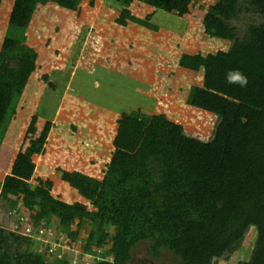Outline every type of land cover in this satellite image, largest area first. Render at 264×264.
Instances as JSON below:
<instances>
[{"label":"trees","instance_id":"trees-1","mask_svg":"<svg viewBox=\"0 0 264 264\" xmlns=\"http://www.w3.org/2000/svg\"><path fill=\"white\" fill-rule=\"evenodd\" d=\"M83 1H13L6 30L11 45L0 50V144L37 69V52L26 44L37 6L53 2L78 7ZM113 1L121 8L116 18L119 26L132 23L152 31L158 27L150 22L151 14L140 18L130 11L134 1L183 16L186 13L181 10L197 2ZM236 4V0L218 3L212 9L216 17L204 23L206 34L233 41V33L221 17L237 15ZM263 4L264 0L258 1L260 7ZM245 18L249 19L247 15ZM257 20L263 27L255 42L239 44L232 51L219 50L205 56L182 54L179 58L180 67L203 71V91L193 94L191 105L221 117L212 143L189 136L181 124L163 113L146 115L136 110L120 120L113 139L114 153L102 178L56 168L58 178L80 192L103 194L101 200L92 203L91 210H79L76 205L53 198V182L49 179H38L36 185H31L34 158L44 153L53 123L45 122L38 135L32 134L0 185L1 204L9 209L7 214L19 207L24 214H20L24 221L17 219L15 229L0 226V264L21 258L23 245L28 247L25 253L29 260L25 264H31V260L41 264L44 260L37 251V242L19 234L29 220L36 228L42 219L55 218L66 224L70 216L79 220L78 232L88 220L91 226L96 223L100 214L99 230L91 228L83 252L91 255L102 234V242L112 241V246L101 258L112 254L111 264H128L134 247L141 242L148 243L153 259L163 249L173 254L176 264H213L235 253L252 227L256 236L251 252L236 264H264V11ZM231 70L247 77L246 87L226 83ZM42 79L55 90L47 75ZM16 235H20L19 243ZM51 264L67 262L53 259Z\"/></svg>","mask_w":264,"mask_h":264},{"label":"rangeland","instance_id":"rangeland-1","mask_svg":"<svg viewBox=\"0 0 264 264\" xmlns=\"http://www.w3.org/2000/svg\"><path fill=\"white\" fill-rule=\"evenodd\" d=\"M13 1L1 2L0 50L11 45L6 40V30ZM89 1L84 0L78 7L53 2L37 6L26 33V44L38 55L37 69L0 144L1 185L30 136L38 135L45 122H52L44 153L34 158L36 168L30 183L34 186L38 179L51 180L53 198L83 211L91 210L92 203L101 200L103 194L80 192L76 186L61 181L56 168L101 178L114 153L113 139L124 114L136 110L146 115L163 113L181 124L189 136L213 142L221 117L190 103L196 91H203V71L180 67L179 58L182 54L205 56L225 47L232 51L239 44L255 42L263 27L258 15L264 11L259 0H236L238 14L221 17L233 33L234 40L230 41L205 32L204 23L216 17L212 9L223 0H197L181 10L184 16L134 1L130 6L132 14L140 18L151 14L150 22L158 27L157 31L133 24L121 27L116 23L121 8L113 0H94L92 6ZM43 75L48 76L55 90L44 83ZM1 203L0 199V226L15 229L22 209L7 214L9 209ZM102 217L98 215L92 226L88 220L78 232L79 220L70 216L66 224L55 218L42 219L47 235L44 243L35 244L44 256L41 264H51L57 253L67 264H98L112 241L104 244V235L100 234L92 254L83 251L89 231L99 230ZM16 236L19 243L20 235ZM255 236L252 227L235 253L213 264H236L247 259ZM27 250L23 245L21 258L10 264H25L29 260ZM150 252L147 242L137 244L128 264L147 258L157 264H176L169 251L160 249L155 259ZM102 260L101 264H111L113 255ZM31 264L37 261L31 260Z\"/></svg>","mask_w":264,"mask_h":264},{"label":"built area","instance_id":"built-area-1","mask_svg":"<svg viewBox=\"0 0 264 264\" xmlns=\"http://www.w3.org/2000/svg\"><path fill=\"white\" fill-rule=\"evenodd\" d=\"M20 221H24V217H21ZM19 234H21L24 237L34 239L35 241H38L39 243H44L45 240L43 238L47 235V232L44 230V224H41V221L38 222V225L36 228H34L33 221H30V222H27L25 230ZM54 259L61 260L62 255L60 253H57Z\"/></svg>","mask_w":264,"mask_h":264},{"label":"clouds","instance_id":"clouds-1","mask_svg":"<svg viewBox=\"0 0 264 264\" xmlns=\"http://www.w3.org/2000/svg\"><path fill=\"white\" fill-rule=\"evenodd\" d=\"M223 50L227 52L228 47H225ZM204 70L206 71V69ZM226 83L229 85H238L239 87L244 88L248 84V79L239 70H231L226 75Z\"/></svg>","mask_w":264,"mask_h":264},{"label":"water","instance_id":"water-1","mask_svg":"<svg viewBox=\"0 0 264 264\" xmlns=\"http://www.w3.org/2000/svg\"><path fill=\"white\" fill-rule=\"evenodd\" d=\"M130 264H153V263L148 259H142V260L134 261L133 263Z\"/></svg>","mask_w":264,"mask_h":264},{"label":"flooded vegetation","instance_id":"flooded-vegetation-1","mask_svg":"<svg viewBox=\"0 0 264 264\" xmlns=\"http://www.w3.org/2000/svg\"><path fill=\"white\" fill-rule=\"evenodd\" d=\"M148 259V258H147ZM138 260H142V259H138ZM137 260V261H138ZM148 260H150V259H148ZM153 264H157V263H154L155 261H153V260H150Z\"/></svg>","mask_w":264,"mask_h":264},{"label":"crops","instance_id":"crops-1","mask_svg":"<svg viewBox=\"0 0 264 264\" xmlns=\"http://www.w3.org/2000/svg\"><path fill=\"white\" fill-rule=\"evenodd\" d=\"M128 24H132V23H128ZM133 25H135V24H133ZM128 26V25H127ZM136 26H138V25H136ZM122 27V26H121ZM102 178V177H101ZM100 179V178H99Z\"/></svg>","mask_w":264,"mask_h":264}]
</instances>
